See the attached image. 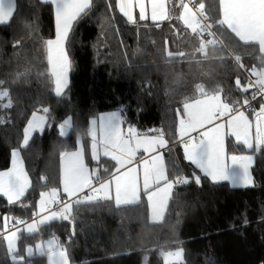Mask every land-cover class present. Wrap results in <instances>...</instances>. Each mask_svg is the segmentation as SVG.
<instances>
[{
  "label": "trees",
  "instance_id": "16d2710c",
  "mask_svg": "<svg viewBox=\"0 0 264 264\" xmlns=\"http://www.w3.org/2000/svg\"><path fill=\"white\" fill-rule=\"evenodd\" d=\"M195 1L204 3L223 43L220 46L215 39L206 55L197 51L198 36L178 18L179 0L169 1L168 19L153 22L137 17L135 23L119 11L116 0H92L69 34V84L57 95L44 43L55 38L54 7L43 0H16L11 21L0 24V87L12 102L3 107L7 98L0 100V171L9 168L13 151L20 150L31 181L19 201L10 203L0 194V264H46L38 255L13 261L4 234L38 222L40 193L61 186L63 152L76 149L82 140L87 162L98 166L102 180L109 177L103 169L114 171L116 162L110 158L92 161L90 140L85 137L91 119L112 110L120 111L125 124L141 135L163 130L167 145L176 143L165 152L168 176L188 177L190 182L175 185L161 222L150 221L144 195L126 205L98 199L73 204L69 219L37 223L38 232L21 234V244L56 237L71 264H143L145 256L147 264H165L162 252L175 249L183 250L182 264H264V146L255 153L253 184L234 187L204 175L184 157L178 142L183 105L200 98L197 86L208 92L221 89L229 103L249 99V93L242 91V69L252 75L253 70L264 69V55L258 45L245 44L215 23L221 18L219 0ZM203 38L212 40L206 34ZM35 112L47 117L45 129L23 146L24 130ZM69 117L71 128L61 135L60 126ZM227 151L246 149L228 138ZM194 176L200 177L198 184ZM17 216L25 224L11 229Z\"/></svg>",
  "mask_w": 264,
  "mask_h": 264
},
{
  "label": "snow or ice",
  "instance_id": "6c2138e0",
  "mask_svg": "<svg viewBox=\"0 0 264 264\" xmlns=\"http://www.w3.org/2000/svg\"><path fill=\"white\" fill-rule=\"evenodd\" d=\"M55 5V38L46 40L45 47L47 51V60L50 67L51 76L54 79L55 93L62 95L64 89L68 87V75L72 68V62L69 58L66 44L69 40V34L73 28L74 22L87 10L91 8L92 0H50ZM151 5V19H168V10L166 9V0H149ZM222 18L216 19L215 23L221 27H226L243 41L245 44H258L260 50L264 51V0H219ZM138 5L139 19L144 20L146 16L145 0H116V6L119 11L127 17V20L135 23L134 8ZM179 6L183 9L178 17L184 25L191 29L200 39L198 52L206 55V46L215 41V33L211 31L212 24L206 23L208 16L205 14V5L199 3L197 11H193L184 0H179ZM16 10V0H0V24L11 21ZM199 12V16H197ZM213 37L212 40H205L203 34ZM169 56L177 55L183 57L184 52L168 53ZM239 60V57L236 58ZM242 66V65H241ZM253 75L257 77L255 84L258 85L259 93L264 96V69L253 70ZM236 85L241 87L239 78ZM3 81H0V86ZM200 98H195L191 102L186 101L183 105V111L186 119L181 118L179 122V134L183 142L185 158L199 168L204 175L210 177L213 181L223 180L232 181L233 185L247 186L252 183L249 174V162L251 156L231 155V167L228 163V156L225 150V136L230 134L238 143L246 145L247 148L253 147L251 140L252 121L249 120L245 112L241 110L243 105L249 104V99L244 98L241 101L229 103L222 97L221 89L208 92L202 85H198ZM252 87L251 83L242 86L243 92H248ZM7 98V103L3 107H11V98L7 90L0 87V100ZM252 99L256 98L255 93ZM47 113V109L43 110ZM225 122L216 123L217 120ZM102 130L103 155L111 157L116 162L114 171L108 169L103 171L110 177L102 180L99 171L91 172L84 163L83 149L76 152H63V193L75 204L84 202H95L98 199H114L117 205L136 203L141 194V176L138 169L142 163V188L147 196L152 210V220L162 219L166 209L171 190L177 184H187L190 178L184 176H174L170 178L166 173V167L163 159V153L158 150L166 148L168 141L164 139L163 130H159L155 136L138 134L134 128L129 127L127 134L121 128V119L118 113H111L99 118ZM46 122L45 116H37L33 113L32 119L28 122L24 130L23 145L27 146L31 133L36 130L42 131L43 124ZM97 121L93 120V128L90 131L93 143L91 145V154L94 159L99 160V146L97 140ZM212 125L206 131L200 133L202 137L199 141L190 134L198 129L206 128ZM61 127V135L65 130L71 128V118H67ZM226 128L229 130L226 133ZM255 135L260 143H264V106L256 113ZM187 136V140L183 138ZM156 155H150L148 159H141V162L134 164L138 151ZM13 166L8 171H0V194L7 196L10 203L19 201L25 195L30 186V181L22 167V160L19 159V152L13 151ZM127 167L128 165H133ZM237 167L239 171H237ZM124 169V171H121ZM119 173V174H117ZM192 179L198 184L199 176ZM94 181L96 185H94ZM161 183L163 186L161 187ZM88 189V194L82 198L80 193ZM151 189V190H150ZM59 189L52 188L50 192H42L39 201L41 211L47 210L50 205L60 203L62 207L58 211H52L50 217L45 216L38 222L28 225V231L38 230L36 223L43 224L49 219L57 217L69 219L72 213L73 203H66L57 199ZM24 223V221H17ZM7 228V223L4 225ZM15 232L4 236L9 250H14ZM49 242L47 254L54 259L51 264H69L67 249L57 245L52 246ZM44 253L43 246L37 245ZM32 253V248L27 249ZM165 264H182L183 250L178 249L175 252L162 254ZM23 259V258H21Z\"/></svg>",
  "mask_w": 264,
  "mask_h": 264
},
{
  "label": "crops",
  "instance_id": "0c3cea01",
  "mask_svg": "<svg viewBox=\"0 0 264 264\" xmlns=\"http://www.w3.org/2000/svg\"><path fill=\"white\" fill-rule=\"evenodd\" d=\"M43 1L51 3L50 0H43ZM169 1H171V0H166V9L168 10V15H169ZM145 2H146V16H147L146 19H149V20L153 21V20L151 19V5H150V2H149V0H145ZM184 2L186 3L185 0H184ZM187 4H188V3H187ZM52 5H53V7H54V14H55V5H54V4H52ZM189 7H190V6H189ZM133 11H134V15H135V17H136V18L139 17V8H138V5L134 8ZM182 12H183V9H182V11H181V14H182ZM221 18H222V12H221ZM126 19H127V17H126ZM160 21H163V20L157 19L156 21H153V22H160ZM7 23H8V22H7ZM256 45H258V44H256ZM258 47H259V49H260V46H259V45H258ZM260 51H261V50H260ZM261 53L264 55V51H261ZM68 78H69V75H68ZM262 106H264V101H260V102L256 103L251 111L245 112V115L248 116L249 120L252 121V125H253V127H252V129H251V140H252L253 147H252L251 149L247 148V146H246V145H243L242 143H238V142H236L235 138H234L233 136H231L230 134H226V136H225V150H226V154H227V156H228V158H229V159H228V163H229V166H230V167L232 166V165H231V160H230L231 155H237V156H251V158H252L251 161L249 162V168H248L249 174H250V176H251V178H252V183L249 184V185H247V186H250V185L253 184V176H252L251 169H252V167H253V165H254V162H255V153H256V151H258L262 146H264V143H260V142L258 141L256 135H255L256 113H258V112L260 111V109H261ZM35 113H36L37 116H45L44 114L39 113V112H35ZM111 113H118V114H119L120 119H121V128L124 130L125 134H127V129H128L129 127H132V126H130V125H128V124H125V122H124V118H123V115H122V113H121L120 111H118V110H112V111L103 112V113H100L97 117L92 118L91 121H90L89 129H88L87 133L85 134V137L89 138V140H90V156H91V159H92V161H93L94 163H98V162L100 161V158L105 157V156L103 155L104 148H103V144H102V130H101V122H100L99 118L102 117V116H106V115H108V114H111ZM180 115H181V116L179 117V122H180V119H181V118H184V119L187 118V117H186V114H185L184 112H183L182 114H180ZM32 117H33V116H32ZM45 117H46V116H45ZM31 119H32V118H31ZM226 119H227V118H224V120H217L216 123L225 122ZM93 120H96V121H97V124H96L95 127H96V130H97V140H96V142L98 143V146H99V160L94 159V158L92 157V154H91V145H92V143H93V139H92V136L90 135V131H91L92 128H93V125H92V121H93ZM46 123H47V117H46V122H45V123L43 124V126H42V128H43L42 131H44L45 126H46ZM61 125H62V124H61ZM27 126H28V125H27ZM210 127H212V125H208V126H206V128L198 129V130H196V131H200V132L202 133L203 131H206L207 128H210ZM26 128H27V127H26ZM135 130H136V129H135ZM42 131H40V130L33 131V132L31 133L30 139H31V137H32L35 133L42 132ZM136 131H137V130H136ZM225 131H226V133H227L229 130L226 128ZM137 133L140 134L138 131H137ZM147 136H155V135H147ZM178 136H179V138L181 139L180 134H179V124H178ZM80 137L83 138L82 136H80ZM228 138H232V139H234V141H235L237 144L242 145V146L246 149V151H245V152H242V153H238V152H228V151H227V140H228ZM30 139H29V141H30ZM164 139H165V138H164ZM29 141H28V143H29ZM23 146H24V145H23ZM182 146H183V145H182ZM81 149H83L84 163H85L87 166H90V164L87 162V159H86V157H85V150H84V147H83V142H82V140L80 141V143H78V146H77V148H76L75 150H72V151H65V152H69V153H71V152L80 151ZM162 149H163V148L159 149L158 151H159L160 153H163V159H164V163H165V167H166V173H167V175H168V172H167V166H166V160H165V152H163ZM182 151H183V154H184V157H185L184 147H182ZM20 152H21V151H20ZM156 154H157L156 152H153V153H151V154H148V153L143 152V150L141 149V150L138 151L137 154H136V157H135V160H134V164H136V163H138V162H141V159H142V158H143V159H148V158L150 157V155H156ZM107 158H110V159H111L110 156L107 157ZM19 159L21 160L20 155H19ZM63 164H64V160H63L62 155H61V186L59 187V193H62V194H64V193H63V184H62V177H63ZM134 164H133V165H128L127 167H132V166H134ZM88 168H89V167H88ZM92 168H93V167H92ZM97 168H98V167H97ZM89 170L91 171V169H89ZM236 170L239 171V168L237 167ZM121 171H124V169H122ZM138 171H139L140 176H141V194H140V199H139V201L141 200L142 195H144L145 198H146V200H147V196H146V194L144 193L143 188H142V171H143V169H142V163H141V166H140V168L138 169ZM91 172H92V171H91ZM117 174H119V173H117ZM109 178H110V177H107V178H104L103 180H107V179H109ZM211 180H212V179H211ZM212 181H213V180H212ZM214 182H215V181H214ZM219 182H228L230 185L234 186L233 183H232V181H230V180H223V181H219ZM94 183H95V181H94ZM162 186H163V184L161 183V187H162ZM234 187H245V186H240V185L237 184V185H235ZM174 188H175V186H174L173 189L171 190V195H170V198L168 199V202H167V205H166V209H165V211H164V213H163V217H162V219L155 220V221L152 220V210H151L150 203H149V201L147 200V203H148V209H149V219H150V221H151L152 223H158V222H161V221L163 220V218H164V216H165V214H166V211H167V207H168L169 201H170V199H171V197H172V194H173V192H174ZM85 190H86V189H85ZM150 190H151V189H150ZM64 195H66V194H64ZM112 195H113V200H114V202H115V199H114V196H115V193H114V185H113V192H112ZM66 196H67V195H66ZM100 200H104V199H100ZM139 201H138V202H139ZM136 203H137V202H136ZM131 204H134V203H131ZM119 205H126V204H123V203H122V204H119Z\"/></svg>",
  "mask_w": 264,
  "mask_h": 264
},
{
  "label": "rangeland",
  "instance_id": "374dc122",
  "mask_svg": "<svg viewBox=\"0 0 264 264\" xmlns=\"http://www.w3.org/2000/svg\"><path fill=\"white\" fill-rule=\"evenodd\" d=\"M131 128H134V127H131ZM65 134H67L66 131H65ZM15 151H18L19 152V155H20L21 160H22V167H23L24 171L26 172L29 181H31L30 180V176H29V174H28V172L26 170V167H25V164H24V160H23V156H22L20 150H15ZM12 166H13V156H12V162H11V165L9 166V168H6V169H4L2 171H8V170H10L12 168ZM88 167H89V169H91L92 172L98 171V168H97L98 166H93V168L91 166H88ZM28 189H27V191H28ZM50 191H51V188L46 189V190H43L42 192H50ZM26 192H25V194H26ZM1 195H3V194H1ZM5 197L7 198V196H5ZM40 200H41V195H40V197L37 200V208H36V211H35V215L39 216V220L38 221H40L41 219H43V217H45V216H49L50 217V215H51V213H47V210L41 211L40 204H39V201ZM55 219H60V218L57 217ZM55 219H49L46 223H49L50 221L55 220ZM34 222H36V221L28 222L24 228H20V229H17V230H12V231H8L7 230L6 233L4 234V236L11 235L13 232H15V234H16V236H15L14 250H9L7 241L5 240L6 245H7V248L9 250V252H10L11 258H12L13 261H16V262L17 261H21V262H23L27 257H32L34 255H38V256H44L45 257L46 264H51V260L54 259V258L53 257H50L47 254V248H48V245H49V242L50 241L53 242V244H52L53 248H56V246L59 245V242L56 239V237H50V238L45 239V240H37L35 243H33L31 245H28L26 243L24 245H22L21 242H20L21 234H24L26 237H28V236L33 235V234H35V233L38 232V230L33 231V232H29L28 231V225L29 224H32ZM46 223H43V224H46ZM43 224H39V225H43ZM36 228L38 229V224L37 223H36ZM6 229L7 228H5V230ZM37 245H42L43 246V250H44V253L43 254L41 252V249L40 248H37ZM28 248H32V253L31 254L28 253V251H27ZM176 250H178V249L170 250V251H164V252H162V254L163 253H167V252H175ZM67 256H68L69 264H71L68 253H67ZM162 257H163V260L165 262V259H164V256L163 255H162ZM21 258H23V259H21ZM183 260H184V257L182 256V261ZM143 264H147V256L144 257Z\"/></svg>",
  "mask_w": 264,
  "mask_h": 264
},
{
  "label": "built area",
  "instance_id": "2783aa9c",
  "mask_svg": "<svg viewBox=\"0 0 264 264\" xmlns=\"http://www.w3.org/2000/svg\"><path fill=\"white\" fill-rule=\"evenodd\" d=\"M185 1H186V3H188V5L193 9V11H197V9H198V5H199V4H198L195 0H185ZM204 12H205V14L207 15V12L205 11V9H204ZM197 16H199V12H197ZM207 16H208V15H207ZM206 23H211V21L209 20V18H208V20L206 21ZM211 24H212V23H211ZM211 31H212L213 33H215L214 28H213V25H212ZM204 34L208 35L207 33H204ZM210 37H211V36H210ZM212 39H213V37H212ZM215 39L218 41V44H219L220 46H223V43L218 39L216 33H215ZM206 41H207V40H206ZM209 47H211V44H208V45L206 46L205 51H206ZM234 59H235V61H237V63H240L239 60H237L236 58H234ZM242 70H243V73H244V86L247 85L248 83H251V84H252V87H250V88H249V91H248V93H249V104H248V105H243V106L241 107V110H242V111H244V112H248V111H251V110L253 109V107H254V105H255L256 103H258V102H260V101H264V96H262V95L259 93V91H258V85L255 84V81H256L257 77H255L254 75H252L251 73H249V72L246 71L245 69H242ZM253 93H255V95H256V98H255V99H252V98H251ZM200 133H201L200 131H194V132H192L190 135H191L192 137H195L196 140L199 141V139L202 138V137L200 136ZM187 139H188L187 136H185V137L183 138V140H187ZM178 142L183 144V142H182L181 139H179ZM175 146H176V143H173L171 146L167 145V147H166V148H163L162 151H163V152H166L170 147L175 148ZM94 185H95V186H98V185H96V183H95ZM88 192H89V190L86 189L84 192L80 193L79 195H80V197L82 198L85 194H88ZM57 199H58L59 201H64V202H66V203H73V201H74L75 199H77V197H72L71 200H70L66 195H63L62 193H60V194H58ZM86 203H91V202H84V203H80V204H86ZM73 204H75V203H73ZM61 207H62V204H60V203H56V204L50 205V207H49V211H58ZM17 221H24V220H23L22 218L18 217V216L15 217V218H14V221H13V224L11 225V229H16L17 227L23 226V225L25 224V222H24V223H18Z\"/></svg>",
  "mask_w": 264,
  "mask_h": 264
}]
</instances>
